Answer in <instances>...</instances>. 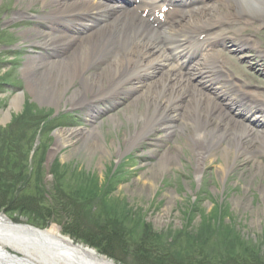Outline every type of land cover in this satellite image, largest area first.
<instances>
[{
	"label": "rangeland",
	"instance_id": "obj_1",
	"mask_svg": "<svg viewBox=\"0 0 264 264\" xmlns=\"http://www.w3.org/2000/svg\"><path fill=\"white\" fill-rule=\"evenodd\" d=\"M214 2H210L212 7ZM22 5L28 15L14 19ZM43 12L42 0H0V168L4 171V176L0 174V199L3 194L12 197L13 187L26 189L22 198H49L46 207L53 209L49 213L52 219L47 222L49 208L42 214L21 209H2L0 213L16 225L40 230L56 225L64 234L68 229L95 241L111 234L110 248L118 264H155L159 255L171 264H264V158L254 163L241 157L225 174L226 160L219 153L205 161L198 174L188 145L190 129L177 132L172 141L156 129L141 148L126 153L125 143L141 128L140 122L135 125L132 114L152 113L143 101L132 106V96L138 94L97 106L95 124L102 134L101 142L113 153L110 159L89 162L84 153L77 151L82 142L55 150L57 131L90 125L86 109L65 101L57 109L42 103L28 87L23 70L29 59L52 57L50 50L42 47L33 50V41L21 35L34 29V25H28L30 22L39 21L33 13ZM210 14L219 15V11ZM227 28L229 25L224 24L219 33L236 34L240 29L236 26L228 32ZM48 29L47 25H37L38 31ZM245 36L264 52V26L254 25ZM43 41L41 38L37 42ZM228 46V50L218 49L226 56H221L226 71L233 75L229 69L242 65L253 72V64L258 65L257 73L253 72L258 75L254 77L257 85L249 77L245 80L240 71L235 78L245 93L264 101L263 63H245L256 56L248 50L238 51L246 59L233 60V46ZM77 89L79 84L65 100ZM18 95L23 96L20 108H13ZM234 114L239 111L236 109ZM181 122L177 121V126ZM262 131L255 129L256 133ZM166 151L174 156L178 153L182 164L173 165L166 173L158 172L154 164ZM233 158L229 157L230 167ZM25 172H33L31 181L23 175ZM150 177L155 184L144 185ZM77 242L87 245L84 240ZM140 247L150 251L147 256L137 252Z\"/></svg>",
	"mask_w": 264,
	"mask_h": 264
},
{
	"label": "bare ground",
	"instance_id": "obj_2",
	"mask_svg": "<svg viewBox=\"0 0 264 264\" xmlns=\"http://www.w3.org/2000/svg\"><path fill=\"white\" fill-rule=\"evenodd\" d=\"M156 1L160 0H139L138 7L149 12V3ZM33 4L37 5L35 1ZM122 4L126 3L123 0H111L110 3L102 0H42L44 12L39 16L42 22L37 23H49L51 27L45 31L34 28L21 33L33 41V50L42 47L52 53L50 58L31 57L25 65L24 76L33 94L42 103L57 109L65 101L72 107L88 111L90 127L57 131L55 150L82 142L77 151L84 153L89 162L110 159L113 153L101 142L102 134L95 124L98 116L95 105L117 101L122 95L138 94L132 96V106L143 101L152 113L132 114L135 125L140 122L141 128L125 143L126 153L141 148L147 136L156 129L165 134L167 141H172L177 132L190 129L191 133L186 131L188 145L196 159L198 174L205 161L219 153L226 160L225 174L241 157L254 163L264 158V131L255 132L256 128L264 130V101L255 94L245 93L235 78L240 71L245 80L249 77L257 85L254 77L258 75L253 72L257 73L259 66L253 64L255 69L251 72L245 66L234 65L229 69L233 75L227 73L226 66L219 60L221 53L213 54L216 39L211 40V37H222L219 44L226 47L232 44V59L236 61L246 59L239 56L238 51L254 53L256 56L245 63H263L264 68V52L245 38L254 25L264 26V0H215L213 7L211 3L203 2L202 5L193 3L190 7L176 8L171 12L174 25L159 32L148 25V19L144 20ZM23 7L14 19H24L28 15ZM214 10L219 11V15L212 16L210 13ZM157 23L163 24L160 20ZM224 24L229 25L228 32L236 26L240 29L236 34L223 31L219 34ZM89 25L92 30L80 36L82 28ZM195 34L201 37L194 39ZM41 38L44 41L39 44L37 41ZM195 47L200 48L199 53L209 51V54L194 64L193 80L183 74L182 65ZM160 71L165 76L159 83H144ZM206 75L208 81L201 84ZM76 84L79 89L65 100ZM128 85L133 87L126 89ZM22 100L23 96L18 95L12 107L20 108ZM183 100L185 104H182ZM226 100L230 105L225 103ZM234 107L239 111L238 115L234 114ZM179 120L182 122L177 126ZM231 155L234 158L230 167ZM181 162L178 153L174 156L166 151L154 167L158 172L166 173ZM154 184L152 177L145 179L144 185ZM7 249L25 254L37 264H116L89 246L74 242L56 225L45 230L18 226L0 213V264H27L9 255Z\"/></svg>",
	"mask_w": 264,
	"mask_h": 264
},
{
	"label": "trees",
	"instance_id": "obj_3",
	"mask_svg": "<svg viewBox=\"0 0 264 264\" xmlns=\"http://www.w3.org/2000/svg\"><path fill=\"white\" fill-rule=\"evenodd\" d=\"M2 141H0L1 143ZM3 152V151H2ZM11 162V160L9 161V163ZM10 167V166H9ZM8 167V169H9ZM2 172V176H4V171H1V168H0V174ZM33 172L31 173H23V175L25 176H29L28 178L31 179L33 178L32 176ZM20 191V192H19ZM26 192V189L23 190V189H16V187H13L12 188V197L11 196H8V195H5L3 194V197H1L0 199V211L2 209H6L7 212H10V211H16L18 209H21L23 211H32V212H36V213H39L38 211L41 212H44V210H46V208H49V207H46L47 205V202H49V198L47 199L45 197V193H42V197H45L47 199V201H42L40 200V198H37V197H34V198H37L36 200L34 199H30V198H22V195L23 193L25 194ZM11 195V194H10ZM27 196H30L31 195H27ZM68 199V198H67ZM40 200V202H39ZM50 211H47V222H49L51 219H52V215H49L50 212H52V208H49ZM54 214H56V212H54ZM65 234H68V235H72V237L76 240H84V243H86L87 245L97 249L100 253L102 254H105L107 256H109L110 258H114V259H117L114 255V251L110 248L112 245H113V242H112V237H111V234L109 235H101L102 237V240L101 241H95L93 239H91L90 237H88L87 234H84V235H80L79 233H73L71 231H69L68 229H65L64 230ZM141 248V247H140ZM137 252H140V254L144 255V256H147L148 253L147 252H150L148 250H143L142 248L137 250ZM118 260V259H117ZM207 262V261H206ZM155 264H171L170 261L164 257H160V255L158 256V258L154 261ZM253 261L249 262L247 261L246 263H243V264H252ZM201 264H204V263H201ZM240 264V263H239Z\"/></svg>",
	"mask_w": 264,
	"mask_h": 264
},
{
	"label": "water",
	"instance_id": "obj_4",
	"mask_svg": "<svg viewBox=\"0 0 264 264\" xmlns=\"http://www.w3.org/2000/svg\"><path fill=\"white\" fill-rule=\"evenodd\" d=\"M28 226V225H27ZM28 227H30V226H28ZM20 261H23L24 263H27V264H35V263H33V262H31L30 260H28V259H20Z\"/></svg>",
	"mask_w": 264,
	"mask_h": 264
}]
</instances>
